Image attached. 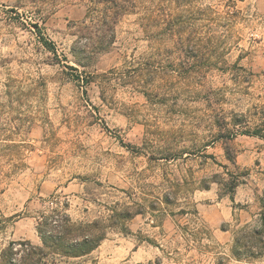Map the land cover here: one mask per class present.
<instances>
[{
    "label": "rangeland",
    "instance_id": "374dc122",
    "mask_svg": "<svg viewBox=\"0 0 264 264\" xmlns=\"http://www.w3.org/2000/svg\"><path fill=\"white\" fill-rule=\"evenodd\" d=\"M90 1L0 0V252L40 245L57 210L104 237L48 264H264L231 254L237 228L262 227L264 0H230L221 23L206 7L224 0H135L106 49ZM179 28L205 46L156 50ZM222 178H238L231 194Z\"/></svg>",
    "mask_w": 264,
    "mask_h": 264
},
{
    "label": "trees",
    "instance_id": "16d2710c",
    "mask_svg": "<svg viewBox=\"0 0 264 264\" xmlns=\"http://www.w3.org/2000/svg\"><path fill=\"white\" fill-rule=\"evenodd\" d=\"M186 1V0H184ZM189 2V0H187ZM188 2H184L181 5V8L187 5ZM221 4V3H219ZM101 6V8H100ZM139 7V4L135 0H91L88 4V13H92V20L99 22L98 35L99 43L103 49L108 48L110 43H112V36L114 33V24L118 22L119 17L127 14L130 11H133L135 7ZM223 7L222 12L218 10V6L208 5L206 7L207 16L209 15H219V22L221 17L229 19L235 14L230 0H224V3L221 5ZM151 12L153 15L156 11V5L150 7H143ZM189 12V8L186 9ZM155 14L153 18H155ZM180 16H183L181 14ZM223 21V20H222ZM167 24L170 25V19H167ZM181 27L184 23L183 20L179 21ZM224 22H227L224 20ZM223 22V23H224ZM221 23V22H220ZM217 25H219L216 22ZM177 25V24H176ZM37 27V26H36ZM210 28V26H209ZM39 38L44 47L48 50H54V44L52 41L45 38L40 30ZM88 34L93 37H97L95 32H88ZM157 37V35H156ZM167 43H161L156 38V50L162 48L165 51L169 52L172 49L184 52L198 53L201 47V44L198 42V38L195 35L186 36L182 28H179L175 35L168 37ZM209 37V41H210ZM133 62V60H131ZM71 69L76 70L70 66ZM116 68H112L109 72H114ZM141 72V70H140ZM138 72L135 74V77L141 75ZM76 79L79 82L85 81V84L88 83L87 80L81 78L79 74H75ZM177 75L176 71H172L169 76ZM161 78L156 76V78ZM157 87V82H156ZM246 134L257 133L255 132H244ZM8 138V136H5ZM5 138V139H7ZM15 147V145H11ZM238 178L225 179L222 178L220 183L225 190H228L230 194L234 191V188L238 185ZM203 187H207L206 181L203 182ZM264 200V192L262 195ZM166 203H169V200H165ZM264 203V202H263ZM191 213L197 215L196 208H193ZM112 214L118 219H121L123 222L120 226L122 229H126L125 222L132 217V212L129 207L120 208L119 211L112 210ZM261 226H249L244 225L240 228H237L234 237H233V247L231 249L232 257L241 258L243 255L247 257H253L255 254H259L264 250V204L262 205V210L260 213ZM37 233L39 235L41 244L32 245L29 242H17L19 247H15V242H9L6 247H4L0 252V264H48V256H63V257H80L86 254H89L93 249H95L100 241L104 237V232H99L100 227L97 221L92 222H73L68 215L63 214L57 210H51L47 214H42L37 222L36 226ZM25 252V256L20 255L19 258H13L15 251ZM63 264H73V263H63Z\"/></svg>",
    "mask_w": 264,
    "mask_h": 264
}]
</instances>
